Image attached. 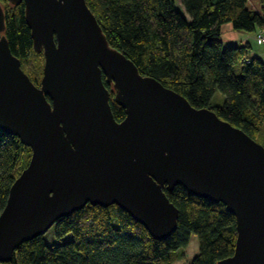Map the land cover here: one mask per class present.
Segmentation results:
<instances>
[{"label":"water","instance_id":"water-1","mask_svg":"<svg viewBox=\"0 0 264 264\" xmlns=\"http://www.w3.org/2000/svg\"><path fill=\"white\" fill-rule=\"evenodd\" d=\"M9 1L24 2L44 65L37 85L11 51L0 2V130L32 151L0 212V261L87 203L116 204L165 239L179 210L164 187L182 185L235 215L234 252L216 264H264V146L142 74L86 0Z\"/></svg>","mask_w":264,"mask_h":264},{"label":"trees","instance_id":"trees-1","mask_svg":"<svg viewBox=\"0 0 264 264\" xmlns=\"http://www.w3.org/2000/svg\"><path fill=\"white\" fill-rule=\"evenodd\" d=\"M0 2L11 51L39 85L44 55L34 49L25 4ZM86 2L110 45L124 52L142 74L184 95L194 107L214 110L264 146V59L250 56L248 42L225 45L221 38L225 23L236 30L264 31V0H181L188 16L175 0ZM103 79L115 119L122 120L125 109ZM216 90L225 95L223 104L213 103ZM31 153L16 135L0 130V212ZM164 191L179 210L177 228L165 239L154 238L116 204L87 203L53 225L56 238L71 233L70 240L49 244L44 233L21 243L12 258L0 264H172L174 253L188 246L192 234L198 237L199 253L189 264H216L233 254L236 218L222 202L190 194L182 185L171 190L165 186Z\"/></svg>","mask_w":264,"mask_h":264},{"label":"rangeland","instance_id":"rangeland-1","mask_svg":"<svg viewBox=\"0 0 264 264\" xmlns=\"http://www.w3.org/2000/svg\"><path fill=\"white\" fill-rule=\"evenodd\" d=\"M175 3H176V7L180 11H182L186 16H188V14L186 13L182 5L181 0H175ZM228 24L231 29H228L226 27ZM246 33L247 31L234 29L231 23H225L222 26L221 38L226 39L227 37H230V36H239V34H246ZM254 36H255V33H254ZM252 43H253V47L256 48L257 43L255 41H253ZM249 54H251V49L249 50ZM239 69H240V64L236 66V71H239ZM224 100H225V95L222 94L219 90H216L214 97H213V103L223 104ZM262 131L264 133V126L262 128ZM71 238H72L71 233L67 234L61 239L56 238L54 234L53 226L50 227L45 233V239L49 244H60V243L70 240ZM198 253H199V240H198L197 235L192 234L190 237L188 246L185 248H180L174 253V260L172 264H189L192 261L193 257L197 255Z\"/></svg>","mask_w":264,"mask_h":264},{"label":"crops","instance_id":"crops-1","mask_svg":"<svg viewBox=\"0 0 264 264\" xmlns=\"http://www.w3.org/2000/svg\"><path fill=\"white\" fill-rule=\"evenodd\" d=\"M228 29H231L229 24L226 26ZM255 32H247L246 34H239V36H230L226 39H223V42L225 44L232 43V44H245L248 42L251 46V54L250 56H258L262 59H264V44H256V48L253 47V41H255L254 38ZM256 42V41H255Z\"/></svg>","mask_w":264,"mask_h":264},{"label":"built area","instance_id":"built-area-1","mask_svg":"<svg viewBox=\"0 0 264 264\" xmlns=\"http://www.w3.org/2000/svg\"><path fill=\"white\" fill-rule=\"evenodd\" d=\"M254 38L257 44H264V31L263 30L256 31Z\"/></svg>","mask_w":264,"mask_h":264},{"label":"flooded vegetation","instance_id":"flooded-vegetation-1","mask_svg":"<svg viewBox=\"0 0 264 264\" xmlns=\"http://www.w3.org/2000/svg\"><path fill=\"white\" fill-rule=\"evenodd\" d=\"M118 121H120V120H118Z\"/></svg>","mask_w":264,"mask_h":264}]
</instances>
